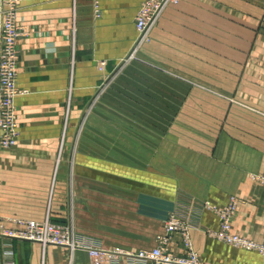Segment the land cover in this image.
I'll list each match as a JSON object with an SVG mask.
<instances>
[{"label": "crops", "instance_id": "crops-1", "mask_svg": "<svg viewBox=\"0 0 264 264\" xmlns=\"http://www.w3.org/2000/svg\"><path fill=\"white\" fill-rule=\"evenodd\" d=\"M93 1L21 2L20 135L13 147L0 150V221L18 227L15 219L49 217L73 223L78 235L105 248L138 251L156 246L166 218L179 206L178 192L216 206L234 195L241 202L232 230L264 242V184L253 176L264 173V0H180L166 8L146 54L156 74L133 77L150 86L134 92L139 102L117 108L118 114L150 116L180 110L185 124L176 137L168 122L122 123L115 151L109 68L135 37L142 0H100L99 17ZM205 35L228 37L205 44ZM168 42L173 46L166 47ZM189 45L197 51L196 74L169 59ZM174 81L197 86L174 90ZM187 134L193 138H183ZM110 157L117 163L115 187L109 185ZM180 208L196 225L191 238L203 264H264L260 252L208 234L220 224L214 209L191 204L188 197ZM6 241L0 237V264H8ZM12 243L14 264H92L86 250ZM169 245L176 254L187 253L178 232ZM118 264L152 263L122 258Z\"/></svg>", "mask_w": 264, "mask_h": 264}, {"label": "built area", "instance_id": "built-area-1", "mask_svg": "<svg viewBox=\"0 0 264 264\" xmlns=\"http://www.w3.org/2000/svg\"><path fill=\"white\" fill-rule=\"evenodd\" d=\"M23 0H0V150L13 147L19 138L18 111L16 98L22 90L18 87V70L21 62V49L18 44L23 35V27L18 22V13ZM179 0H143L136 14V28L140 37L147 36V30L156 16L168 3ZM97 15H101L100 1L94 2ZM107 66L106 61L100 63V68ZM264 183V174L259 177ZM204 207L203 205H201ZM220 215L217 229H209L208 234L220 241L256 250L264 258V242L245 237L232 230L231 219L235 215L237 199L232 198L224 207L207 204ZM18 227H7L0 221V237L7 241L4 244V255L8 264L13 261V241L15 239L40 242L43 246L49 244L68 248L71 252L86 250L92 264H118L122 258L151 262L152 264H203L196 252L191 238V230L196 226L190 212H171L166 222V231L157 238V244L151 249L126 251L120 247L105 248L95 240L76 233L71 224H60L46 217L44 220H16ZM180 233L187 250L184 255L174 253L170 241L174 233Z\"/></svg>", "mask_w": 264, "mask_h": 264}, {"label": "rangeland", "instance_id": "rangeland-1", "mask_svg": "<svg viewBox=\"0 0 264 264\" xmlns=\"http://www.w3.org/2000/svg\"><path fill=\"white\" fill-rule=\"evenodd\" d=\"M100 1V0H99ZM143 1V0H142ZM141 1V3H142ZM95 0L93 1V7H94V12L96 16H101V15H97L96 12V8H95ZM180 2V0L178 1ZM178 2H173V3H168L164 6V8L160 11V13L156 16V18L153 20V22L150 24L148 30H147V36L146 37H140V34L136 28V16H135V37L133 39V41L131 42L127 52L124 54V56H122V58H120V60L115 61V64L113 66H111L109 68V74H108V82L106 85V90L109 91L110 93V99H109V110H110V114H109V138H110V145L114 146L110 147V150L115 151V142L117 139V128L119 127L118 125L122 124V123H128V124H133L136 123L137 125H141V127L146 126V123L148 124L151 120L155 121V122H159V123H166L168 122V129L172 128L173 129V134L176 135V137L178 136L179 133H177L180 128V125H184L185 122H181L179 115H180V110L178 111V113L172 115V116H164V115H143V114H118V108L119 106H123V104L126 102H139V99H134V92L141 91L142 86H150L149 83H143V82H139V80L137 79L136 81L138 82H132V78H138L140 76H148V75H153L156 74L154 71L155 69L152 68L149 62V58L146 54H148V46L149 44L152 42V33L154 28L157 27L160 19L162 18L166 8L170 5H174L177 4ZM140 3V5H141ZM140 7V6H139ZM139 9V8H138ZM138 12V11H137ZM24 34V33H23ZM194 37L193 39H190V43H196L195 36H190L189 38ZM216 37H221L222 40H224V38H227L228 36H212V35H205L204 36V42L205 44L208 43H212L213 38L217 39ZM224 37V38H223ZM257 36L254 37V42ZM225 41V40H224ZM168 46L166 47H172L173 44L171 42L167 43ZM196 45V44H195ZM184 47V46H183ZM180 47V52L177 53L176 57L174 55V57L172 56V58L170 57V60H180L181 62V70L184 71H190L189 74H192V72L194 74H196V52L197 51H193V50H188L190 49V45L187 47ZM147 52V53H146ZM145 53V54H144ZM171 53V52H170ZM173 55V54H172ZM107 67V66H106ZM180 67L177 70H180ZM177 72V71H176ZM183 74H187L186 72ZM126 76L127 80L126 81H121L123 77ZM134 81V80H133ZM181 84H184V86H188V88H181ZM169 85V83L167 84ZM172 86H174V90H180V89H188V90H194L196 89L197 84L196 83H185V82H178V81H174V83L172 84ZM136 96H138L136 94ZM119 97H122V99H118ZM128 97V98H126ZM121 103V105H119ZM118 107V108H117ZM186 115H190V114H186ZM151 119V120H149ZM118 126V127H117ZM121 126V125H120ZM157 136L158 138L161 139L164 138L163 133L161 131H157ZM124 133L127 134H131V132L129 131H124ZM175 137V136H174ZM183 138H193L190 134L187 135H183ZM115 156V155H114ZM73 165V164H72ZM264 174V173H263ZM261 175V173H257V174H253L254 179L261 182L260 179L258 178ZM109 185L110 187H115L117 185V163L115 162V159L113 157H110V162H109ZM262 183V182H261ZM264 184V183H263ZM181 192H178L177 195V200H178V207L173 209L171 212H175V211H180V205H181V198L183 197H188L189 201L191 202V204H196L199 203L200 205H203L205 208H207V204L210 203L212 204V202L210 200H200L197 199L193 196H186L185 194L180 195ZM185 195V196H183ZM236 198L237 199V208L241 202V199L237 196L232 195L229 198V201L232 198ZM229 201L225 204L227 205L229 203ZM223 206H218V207H224ZM236 208V210H237ZM170 212V213H171ZM170 213L168 215V217L165 220V225L167 220L169 219ZM234 218V216H233ZM233 218L231 219V223H233ZM71 225L73 226L74 230L75 227L73 225V223H71ZM166 231V227L164 228V232L160 233L163 234ZM158 234L156 237V240L158 238V236L160 235ZM252 239V238H251Z\"/></svg>", "mask_w": 264, "mask_h": 264}]
</instances>
